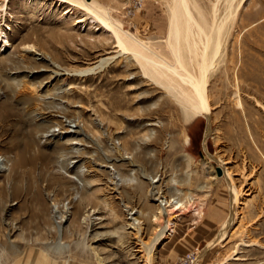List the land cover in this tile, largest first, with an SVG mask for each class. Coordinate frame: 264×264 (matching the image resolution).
<instances>
[{
    "label": "rangeland",
    "instance_id": "374dc122",
    "mask_svg": "<svg viewBox=\"0 0 264 264\" xmlns=\"http://www.w3.org/2000/svg\"><path fill=\"white\" fill-rule=\"evenodd\" d=\"M97 1L124 30L166 48L169 0ZM4 2L0 264H25L30 250L44 264H174L193 249L202 264H264V0L233 1L209 116L191 119L81 6ZM196 2L207 18L227 9Z\"/></svg>",
    "mask_w": 264,
    "mask_h": 264
},
{
    "label": "bare ground",
    "instance_id": "6f19581e",
    "mask_svg": "<svg viewBox=\"0 0 264 264\" xmlns=\"http://www.w3.org/2000/svg\"><path fill=\"white\" fill-rule=\"evenodd\" d=\"M4 1L6 0L0 2V11L4 10ZM58 1H70L77 4L84 8L89 16L95 17V20L97 19L105 27V31L110 32L115 38L118 47L117 54H129L128 56L135 62L146 83L152 88L158 89L179 107L182 119H191V117L200 114L209 116L208 101L210 98L207 85L211 72L216 67V57L222 52L221 45L223 44L226 23L228 19H233L240 3L233 5L234 0H225L227 9L224 14L217 17L218 12L214 9L211 17L207 18L196 0H169L168 38L166 48L163 49L159 46H150L141 37L124 30L120 21L114 18L97 0ZM4 42L7 43V40ZM114 57V55L102 57L87 68L78 70L77 73L97 71ZM233 92L236 106L241 109L242 102L239 97L237 82ZM153 107L143 109L144 117L154 112L152 111ZM5 109H8V106ZM162 113L164 112L162 111ZM223 169V174L236 202L239 193L234 187L231 172L224 167ZM231 217H233V213ZM162 232L163 230L155 236L154 242L148 247L149 251L154 243L162 237ZM34 255L35 253L30 250L25 264L45 263L42 259L35 260ZM147 262L149 261L147 260Z\"/></svg>",
    "mask_w": 264,
    "mask_h": 264
},
{
    "label": "built area",
    "instance_id": "2783aa9c",
    "mask_svg": "<svg viewBox=\"0 0 264 264\" xmlns=\"http://www.w3.org/2000/svg\"><path fill=\"white\" fill-rule=\"evenodd\" d=\"M145 0H135L138 6H142ZM157 1V0H154ZM174 264H202L201 252L193 249L181 255Z\"/></svg>",
    "mask_w": 264,
    "mask_h": 264
},
{
    "label": "water",
    "instance_id": "95a60500",
    "mask_svg": "<svg viewBox=\"0 0 264 264\" xmlns=\"http://www.w3.org/2000/svg\"><path fill=\"white\" fill-rule=\"evenodd\" d=\"M217 173L220 175L221 171L219 168H217Z\"/></svg>",
    "mask_w": 264,
    "mask_h": 264
}]
</instances>
